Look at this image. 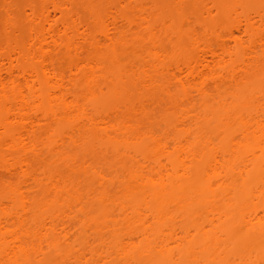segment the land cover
<instances>
[{"label":"bare ground","instance_id":"bare-ground-1","mask_svg":"<svg viewBox=\"0 0 264 264\" xmlns=\"http://www.w3.org/2000/svg\"><path fill=\"white\" fill-rule=\"evenodd\" d=\"M66 1L54 4V12L58 11L60 19L46 12L45 4L38 12L36 8L29 10L30 14L25 10L29 22L28 41L17 53L15 49L5 57L0 56V137L9 136L8 140H4L3 147L10 153L23 154L17 165H8L5 169L6 176L17 179L18 185L13 189L14 198L0 202V264H27L24 261L30 256L27 238L32 233L37 234L39 239H46L47 233L51 234L32 251L33 255L43 253L45 247L61 253V243L68 245L75 237L73 231L78 230L80 223L75 211L84 202L83 194L76 191L77 198L66 207L62 218L52 216L48 220L34 221L37 220L35 208L39 204L51 196L58 202L64 193L71 194L73 189L46 173L38 176L32 173L28 156H41L40 145L50 143V137L53 141L48 147L49 154L54 156L66 145L77 146L98 131L103 135V143L116 142L112 146L114 153L128 159L124 162L126 178L118 183V189L126 196L146 189L152 194L155 206L147 205L149 214H145L138 201L125 200L112 213L88 217L86 223L80 226L84 233L113 231L115 239L107 247L86 248L72 259L66 257L61 264H105L112 254L126 257L131 252L144 250L145 245L151 244L150 240L151 249L158 255L169 253V264H183L184 258L188 261L186 264H248L251 261L264 264V88L229 90L220 94L219 87L191 86V92L211 99L212 103L215 101L212 109L226 110L234 105L236 110L232 117L236 119L239 130L225 139L227 145L222 149L215 147L217 138L205 139L203 147L210 151L208 158H205L203 150L189 148V142L197 140V137L191 129L192 121L184 118L178 126L186 135L172 145L157 140L158 151L154 156L146 155L138 145L140 134L120 144L114 135L121 136L123 133L124 128L115 123L121 111H100L98 95L103 92L90 83L95 73V62L81 60L78 55L83 48L94 53L113 49L124 30L136 36L134 45L140 46V29L146 24V19L139 11L146 8V1L140 2L136 15L129 16L130 9L137 11L133 0H117L98 13L92 9L94 0H90L91 24L80 21L77 12L69 6L71 0ZM5 6L9 18L4 27L9 31L15 24L9 15L11 5L6 3ZM212 14L213 9L205 6L197 15L183 16L177 30L178 37L186 36L199 49L197 32L200 29L207 36L218 39L220 45L216 49L208 46L195 57L182 60L171 77H220L216 75L217 68L223 71L229 69L225 77H245L247 70L240 75L234 70V64L225 68V57L234 62L233 57L240 54L244 57L245 69L251 65H264V29L260 32L264 22L259 12L242 10L238 13L233 9L235 22L218 29L208 28L202 21ZM160 27L167 29V24L157 22L147 27L149 44L141 42V48L157 50L163 41L167 43V31L163 33L164 40L158 36ZM56 49L71 58L66 70L56 71L48 63ZM260 53L263 59L257 56ZM28 61L34 66L25 67L23 64ZM67 73L85 77L87 84L80 90L66 86ZM179 81L183 92H186L184 82ZM115 93L117 90L112 89L107 94ZM186 114L189 112L186 111ZM232 117L226 115L217 129H225L222 133L228 132ZM52 121L54 125H65V129L53 131L49 127ZM38 127L41 129L39 132ZM38 134L39 142H35ZM42 136L44 140H40ZM170 148L177 152L175 160L167 157ZM89 169L99 177L100 187L90 190L86 198L97 197L98 201H103L108 193L109 174L92 166ZM233 174L243 182L240 187L229 183ZM31 182L30 189L45 186L47 196L40 201H32L24 191L25 185ZM16 198L18 203L13 204ZM252 199H256L259 205L250 207ZM193 204L206 208L203 223L174 228L169 225L173 213L177 218H191L190 205ZM117 218L127 227H132L124 237H117L121 229ZM100 219L105 220L100 222ZM150 221L153 226L149 225ZM207 250V257L200 262L197 255ZM92 256H97L95 262L91 261ZM152 264L167 263L156 261Z\"/></svg>","mask_w":264,"mask_h":264},{"label":"rangeland","instance_id":"rangeland-1","mask_svg":"<svg viewBox=\"0 0 264 264\" xmlns=\"http://www.w3.org/2000/svg\"><path fill=\"white\" fill-rule=\"evenodd\" d=\"M64 1L66 0H0V56L5 57L15 49L17 50L14 52L17 53L18 49L28 41L30 36L29 22L26 19V14H24L25 10V13L30 14L29 10L36 8L38 12V9L44 7L45 4L44 8L46 9H43L46 12L48 11V13L50 12L51 16L55 15L56 19H60L58 11L54 12V4L57 5ZM116 1L94 0L91 5L92 9L98 13L109 8L110 4L114 5ZM141 1H146L144 5L146 4L147 6L142 11H139V14H143L146 19V24L140 29V46L134 45L137 41L136 36L132 35L128 30H124L125 32L119 35L117 44L113 49H105L100 53H94L85 48L79 51L78 56L81 60L91 59L95 62V73L91 77L90 83L103 92V94L99 93L98 95L100 99L98 107L102 112L119 109L121 114L115 123L124 129L122 130V135L118 136L116 134L114 135L115 138L122 144L123 140H132L137 134H140L141 138H139L140 142L138 145L148 156H154L157 153V140L172 145L176 140L186 135L185 132H182L183 128L178 126L183 118L192 121L191 129L197 140H191L189 148L192 150H203L205 158H208L210 151L203 147L205 139L208 137L217 138L214 142L215 147L222 149L223 146L227 145L225 139L229 138L230 134H235V130H239L236 119L232 117L236 110L233 107L234 105L228 106L226 110H219L215 107L212 109L211 106L214 105L215 101L212 103L211 99L191 92V86L196 84L207 86L211 89L219 87L220 94H224L229 90L236 92L263 89L264 65H251L250 68L245 69L243 64L244 57L240 54V56L233 57L234 62H230L228 56L225 57L227 61L225 68H231V65L234 64V70L240 75H243V72L247 70L245 77H225L229 69L223 71L219 68L216 69V75L220 77H171L172 74L176 73L177 64L182 60L195 57L208 46L216 49L220 45L219 40L214 36H207L203 30L198 29L197 38L200 40L198 49L192 45L191 40L186 36L178 37V27L183 16L197 15L205 6L213 9V14L205 16L202 20L208 28L218 29L219 27L231 26L236 19L232 14L233 9H236L238 13H242V10L252 11V13L257 11L263 16L264 22V0H181L179 2L177 0H133V5L137 8V11L135 8L130 9L129 16H134L138 13ZM89 2L90 0H71L70 5L68 3L73 12H77L80 21L87 24L92 22L90 19L91 9L88 8ZM6 3L11 5L9 15L15 24L14 28L9 31L5 30L4 27L6 19L9 18L5 12ZM157 22L158 24L163 22L167 24V29L160 27L158 32V36L164 40L163 33L167 31L169 36L167 43L163 41L157 50L149 48L148 45L146 46L148 48H141V42L142 44H149L147 27ZM263 29L264 25L260 27V32ZM15 55L18 56L17 54ZM51 56L48 63L54 70H66L71 58L69 59L57 49L51 53ZM257 56L263 59L261 53ZM23 65L28 68L34 66L31 61ZM67 75L69 77H65L64 83L68 87L80 90L81 87L87 84L85 77H74L68 73ZM180 79L185 84L186 92H183ZM112 89L117 90V93L108 95V91ZM206 101L208 104H206ZM88 110L92 112L90 108ZM186 111L189 114H186ZM226 115L232 117V122L228 126V132L222 133L225 132V129L217 128L219 122L222 121L221 119ZM43 127L45 128V126ZM49 127H52L53 131L65 129V125H54L53 121ZM40 130V127H38V132ZM91 134L79 145L68 144L64 150L54 156L49 154L48 147H51L53 141V138L50 137V143L48 142L45 146L40 145L41 156H28V163L32 173L37 176L41 175V173H46L47 176L55 177L67 185L69 189H73L71 194L64 193L63 198L58 202L54 201L51 196L45 202L39 204L35 208L37 220L31 219L30 221L40 222L48 220L52 216L62 218V213L66 211V207L77 198V190L83 194L85 199L75 211L80 223L78 224V230L73 231L75 237L72 241L68 245L61 243V248L63 249L61 253H55L45 247L43 253L33 255L32 251L39 244L44 243L48 237H51V234L47 233L46 239L44 237L39 239L35 233L30 234L27 238V249L30 256L27 260H24L27 264H61L66 257L72 259L77 253L86 248H98L101 245H106L105 247H107L115 239L113 231H87V233H84L80 226L86 223L88 217L96 218L105 212L112 213L116 211L118 205L125 200L130 202L138 201L143 207L145 214H149L146 209L147 205L155 206L152 194L146 189H139V192L132 193L129 196H126L127 194L124 191L118 189V183L126 178L127 168L124 167V162L126 160L128 162V159L117 156L114 153L112 146L116 142L103 143L105 141H101L103 135L99 131ZM35 137L36 140L34 141L39 142V134ZM8 139L9 136L3 135L0 137V202L9 201L10 198L15 197L13 189L17 187L18 180L8 178L5 169L8 165L18 163L23 156L21 153H10L8 149L3 147L4 140ZM40 140H44V137L42 136ZM167 157H172L175 160L177 152L174 153L172 148H170ZM194 164L192 163V165ZM89 166L109 174L106 189L108 193L103 201H98L97 197L91 200L86 198L90 190L100 187L98 184L99 177L93 174ZM229 179V183L233 187H240L243 183L234 174ZM32 184L31 182L24 187L25 193L31 197L32 201L37 202L47 196L45 186L43 188L33 187L30 189ZM13 202V204H17L18 198L13 199ZM258 205L256 199H252L249 202L250 207ZM217 206L222 207V204ZM190 208L191 218H177L175 213H173L169 225L174 228L184 225L189 227L195 223H203L206 208L204 206H196V204L190 205ZM117 219L121 228L117 237H124L132 227H127L122 220ZM104 220L100 219V222H104ZM149 225L153 226L151 221ZM150 241L151 244L145 245L144 250L131 252L126 257L112 254L105 260V264H152L156 261L169 264V253L158 255L151 249L152 240ZM142 247L144 246L142 245ZM207 255L208 250L199 253L197 257L202 262ZM96 259L97 256L91 257L92 262H95ZM187 262L186 258H184L183 264ZM248 264H254V261L248 262Z\"/></svg>","mask_w":264,"mask_h":264}]
</instances>
